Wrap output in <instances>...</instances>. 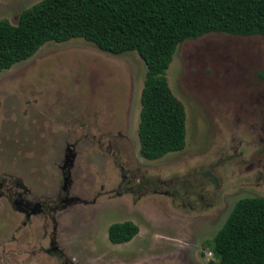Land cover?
I'll use <instances>...</instances> for the list:
<instances>
[{"label": "rangeland", "instance_id": "rangeland-1", "mask_svg": "<svg viewBox=\"0 0 264 264\" xmlns=\"http://www.w3.org/2000/svg\"><path fill=\"white\" fill-rule=\"evenodd\" d=\"M41 1L0 0V20ZM146 73L138 53L76 38L0 74V264H208L235 205L264 198V36L178 47L168 80L187 145L153 161L139 139ZM125 221L140 234L111 243Z\"/></svg>", "mask_w": 264, "mask_h": 264}, {"label": "trees", "instance_id": "trees-1", "mask_svg": "<svg viewBox=\"0 0 264 264\" xmlns=\"http://www.w3.org/2000/svg\"><path fill=\"white\" fill-rule=\"evenodd\" d=\"M264 36V0H42L18 23L0 20V74L25 62L48 42L82 38L115 55L136 52L147 73L141 95L139 139L150 161L187 145V113L168 70L178 47L209 34ZM264 76V74H262ZM140 234L132 221L112 224L111 243ZM208 264H264V198L240 200L212 243Z\"/></svg>", "mask_w": 264, "mask_h": 264}, {"label": "flooded vegetation", "instance_id": "flooded-vegetation-1", "mask_svg": "<svg viewBox=\"0 0 264 264\" xmlns=\"http://www.w3.org/2000/svg\"><path fill=\"white\" fill-rule=\"evenodd\" d=\"M70 162H71V158H69L67 160V163L65 164L66 167L69 165L68 163H70ZM63 176H64V174H63ZM19 206H21V207L23 206V208H25L27 212L29 211L30 213H33V214H39V213L45 212V209L42 205H39V203H36L34 206L29 205L28 202L24 198H21V201L19 202ZM51 245L53 246V250L58 251V247L55 246V242H53V243L51 242ZM59 256L61 259H63V255L61 252L59 253Z\"/></svg>", "mask_w": 264, "mask_h": 264}]
</instances>
